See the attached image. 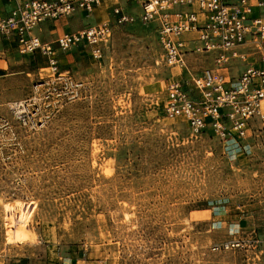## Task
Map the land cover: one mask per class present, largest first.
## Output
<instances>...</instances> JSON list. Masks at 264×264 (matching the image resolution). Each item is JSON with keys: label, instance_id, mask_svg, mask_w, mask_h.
Here are the masks:
<instances>
[{"label": "rangeland", "instance_id": "374dc122", "mask_svg": "<svg viewBox=\"0 0 264 264\" xmlns=\"http://www.w3.org/2000/svg\"><path fill=\"white\" fill-rule=\"evenodd\" d=\"M115 1L100 24L117 5L137 16ZM112 21L101 60L59 52L57 76L24 55L0 83V264H264V127L234 153L166 118V83L187 71L161 61L152 25ZM214 55H188L189 73ZM232 220L252 242L213 251Z\"/></svg>", "mask_w": 264, "mask_h": 264}, {"label": "built area", "instance_id": "2783aa9c", "mask_svg": "<svg viewBox=\"0 0 264 264\" xmlns=\"http://www.w3.org/2000/svg\"><path fill=\"white\" fill-rule=\"evenodd\" d=\"M13 8L0 17V39L16 44L17 52L40 54L51 74L58 72L59 52L81 47L101 60L112 36V24L88 26L62 33L54 47L33 30L42 22L54 21L77 12L91 13L101 0H11ZM135 3L137 16L122 6L113 8V23L136 19L152 25L161 50V61L188 75L168 79L161 106L166 118H180L191 135L208 128L224 147L237 153L250 150L245 142L252 122L264 127V0H125ZM254 12L257 14L254 15ZM214 53L213 64L189 73L187 56ZM231 60L245 62L232 74ZM38 85H36L37 87ZM220 225V222H219ZM225 240L213 251L238 249L252 242L240 236V220H232Z\"/></svg>", "mask_w": 264, "mask_h": 264}, {"label": "crops", "instance_id": "0c3cea01", "mask_svg": "<svg viewBox=\"0 0 264 264\" xmlns=\"http://www.w3.org/2000/svg\"><path fill=\"white\" fill-rule=\"evenodd\" d=\"M118 2L119 0H116L114 4H112L116 5ZM105 3L106 0H101L98 5H95L93 7L92 12L89 14L85 12H77L71 16L62 17L58 20L42 22L33 30V34L37 35L43 42H48L42 39V32L49 30L48 28H50V32L52 34L54 33L53 41H55V39L62 33H73L88 26L100 24L101 20L104 17L100 6L104 8ZM13 6L14 3L11 0H0V17L5 16L13 8ZM104 10L106 12L105 8ZM111 16V19H109L108 17L107 21L113 20V14ZM24 55L36 56L37 54ZM24 55H21L17 52L16 44L14 42L0 39V83L6 80V82H8L11 76H13V74L15 73V68L17 67L19 69L17 65H19ZM2 85H4V83L0 84V86ZM242 223L243 221L240 220L241 229L246 227L245 225H242ZM228 227H230V225H228Z\"/></svg>", "mask_w": 264, "mask_h": 264}]
</instances>
